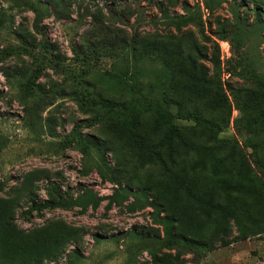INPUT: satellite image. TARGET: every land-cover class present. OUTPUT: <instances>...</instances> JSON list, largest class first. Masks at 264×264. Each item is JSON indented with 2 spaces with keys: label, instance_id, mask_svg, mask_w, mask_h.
<instances>
[{
  "label": "rangeland",
  "instance_id": "obj_1",
  "mask_svg": "<svg viewBox=\"0 0 264 264\" xmlns=\"http://www.w3.org/2000/svg\"><path fill=\"white\" fill-rule=\"evenodd\" d=\"M33 3L47 8L36 28L30 9ZM192 6L199 7L202 29L164 25L162 11L175 16ZM232 11L250 34L240 53L255 61L253 68L260 77L253 80L236 71H223L220 80L229 104L222 93L213 91L203 99L187 98V103L212 119L222 118L230 109L231 121L222 136L242 144L249 139L233 126L232 119L239 116L235 108L244 104L249 115L264 110V0H223L219 5L210 3L209 8L203 0H0V16L5 15L0 25V199H16L17 190L28 184L37 190V202H42L46 199L44 188L52 181L67 196L90 189L104 197L128 188L139 192V200L146 205L129 212L125 206L133 198L128 197L109 210H105L103 201L96 210L88 209L83 214L77 208L53 209L40 216L32 213L26 219L22 212L29 203L16 201L12 223L17 231L29 234L64 229L76 235V242L67 241L54 261L42 264H66L72 260V250L78 254L74 264H264V211L260 203L234 191L239 184H246L236 181L233 165L215 164L218 156L210 151L211 143L187 122H181L180 138L172 152L165 150L156 158L104 123L84 115L74 99L77 93L86 91L112 97L99 75L125 66L122 45L133 35L137 43L158 40L175 53L196 45L205 58L210 57L215 44L223 63L231 51L216 34L235 27ZM257 11L262 30H254ZM166 56L165 61L176 70L177 56ZM193 59L210 74V62L197 55ZM29 76L32 91L23 96L16 82ZM229 88L237 92L236 99ZM174 91L179 97L177 87ZM86 119L89 123L77 133L104 146L103 160L109 168L105 179L92 163L86 164L78 145L65 142L72 137L73 125ZM146 127L145 123L144 138H159ZM257 156L264 160V145ZM199 200L231 205L234 210L231 216L212 208L206 210ZM151 202L157 209L148 205ZM151 213L173 217L176 234L198 238L214 250L161 249L154 258L146 252L137 253L131 248V233L163 236L162 227L152 223Z\"/></svg>",
  "mask_w": 264,
  "mask_h": 264
},
{
  "label": "trees",
  "instance_id": "obj_2",
  "mask_svg": "<svg viewBox=\"0 0 264 264\" xmlns=\"http://www.w3.org/2000/svg\"><path fill=\"white\" fill-rule=\"evenodd\" d=\"M223 0H203L206 8L210 3L219 5ZM30 9L34 13V26L41 17L47 14V8L37 7L31 4ZM235 27L228 33L220 31L216 34L217 40L227 42L230 47V57L223 63L220 60L218 46L209 58L199 50L198 46L187 47L185 51L177 50L176 53L168 50L161 41L137 43L136 35H133L128 43L123 42L122 51L125 55V66H117L112 71L101 73L100 81L106 93L112 97L101 94L90 95L89 92L77 93L74 99L78 109L89 115L97 122L104 123L112 132L126 137L131 144L141 148L147 154L153 153L156 158L165 150L172 152L175 141L180 138L182 130L181 122H187L192 130L205 141L211 143L210 151L218 156L216 165L221 163L233 165L236 181L246 185L239 186L234 190L246 197L259 202L264 211V160H260L257 152L264 145V110L256 115L247 113V106L238 105L235 109L239 116L232 119L233 126L239 135L248 136L242 144L235 138L222 136L231 121V110L226 111L222 118H205L197 107L189 106L187 98H204L210 92L222 93L227 104L228 99L223 93L221 75L223 71L228 73L237 72L239 76L247 75L253 80L259 79L258 72L253 68L255 61L252 58L243 57L240 53L249 39V33L245 29L244 22L239 18L236 11H232ZM258 11L256 15L257 25L254 30H262L259 25ZM5 15L0 16V25L4 23ZM165 26L180 29L188 25L202 29L201 14L198 6L184 9L180 15L170 16L162 11ZM252 31H250L251 33ZM170 51V52H169ZM177 56L175 68L170 66L165 59ZM206 59L211 64L210 74L203 70L201 65L196 66L193 56ZM232 64V70L228 68ZM29 76L24 81H17L21 95L27 96L32 91L33 80ZM177 87L178 97L174 91ZM230 95L236 99L237 92L229 88ZM221 102V101H220ZM91 119V118H90ZM90 119L78 122L71 129L72 137L67 139L66 144L79 146L86 164L92 163L102 178H107L109 168L103 160L105 148L103 145L80 138L77 133L82 125L89 123ZM147 124L146 130L156 134L159 138H144L142 129ZM246 150H250L249 153ZM42 171H35L38 173ZM83 173L85 170L83 169ZM46 199L37 202L31 185L25 184L17 190L16 199H0V264H42L43 261H54L57 252L67 243L76 242L74 233L64 229L40 230L23 234L14 228L12 223L14 203L24 199L29 203L28 208L22 212L23 217L28 219L32 213L40 216L42 212L53 209L69 210L77 208L80 214L88 209L96 210L99 205L106 201L105 210H109L114 204H123L128 197L133 201L127 204L126 210L134 212L136 209H144L145 204L139 200L138 193L128 188L115 190L108 196H99L90 189H82L75 196H67L60 186L48 181L44 188ZM201 206L214 209L225 215L231 216L234 207L222 206L220 202L212 205L209 200L200 201ZM153 209L157 205L148 203ZM153 224L162 227V237H147L142 234L131 233L134 240L131 248L137 253L146 252L154 258L156 251L161 249H174L189 252L208 253L214 247L206 242L176 234L173 224L176 220L171 216L159 217L151 213ZM72 260L66 264H74L78 261L76 250H72Z\"/></svg>",
  "mask_w": 264,
  "mask_h": 264
}]
</instances>
